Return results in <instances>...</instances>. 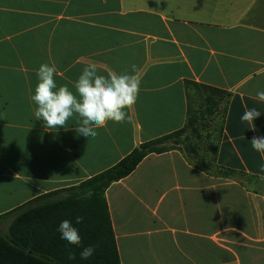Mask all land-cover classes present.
<instances>
[{
	"label": "crops",
	"instance_id": "1",
	"mask_svg": "<svg viewBox=\"0 0 264 264\" xmlns=\"http://www.w3.org/2000/svg\"><path fill=\"white\" fill-rule=\"evenodd\" d=\"M57 87L89 63L141 75L123 124L95 138L78 116L48 129L30 101L41 64ZM230 93L216 164L264 180V0H0V216L112 168L186 125L185 82ZM261 115L252 131L240 117ZM121 264H264V189L213 177L180 150L146 157L105 193Z\"/></svg>",
	"mask_w": 264,
	"mask_h": 264
},
{
	"label": "trees",
	"instance_id": "2",
	"mask_svg": "<svg viewBox=\"0 0 264 264\" xmlns=\"http://www.w3.org/2000/svg\"><path fill=\"white\" fill-rule=\"evenodd\" d=\"M185 94L187 120L180 131L140 145L112 168L76 187L41 196L0 216V220L11 219L8 233H0V264H121L105 196L107 189L131 175L149 155L177 150L182 138L199 136L214 120L221 118L214 146L213 159L216 163L230 93L186 81ZM187 148L190 151L185 153L186 157L192 162L188 153H196V146L192 143ZM77 216L84 218L82 223H76ZM65 219L79 230L82 238L80 246L61 239L58 227ZM87 246H93L95 252L88 259H81L80 253ZM69 252L75 253L74 260L68 258Z\"/></svg>",
	"mask_w": 264,
	"mask_h": 264
},
{
	"label": "clouds",
	"instance_id": "3",
	"mask_svg": "<svg viewBox=\"0 0 264 264\" xmlns=\"http://www.w3.org/2000/svg\"><path fill=\"white\" fill-rule=\"evenodd\" d=\"M55 64H41L37 76L38 83L35 94L30 101L37 106L34 116L43 120L48 129L66 128L67 122L74 115L78 116L76 132L84 137L95 138L96 129L104 128L108 122L123 124L128 119L126 109H131L137 102L140 92L141 75L137 65H131V73L117 74L109 70L106 75L99 74L96 63H89L74 82L75 93L67 85L57 87ZM257 99L264 102V91H258ZM261 115L257 108H246L241 122H246L252 131H256L254 120ZM253 150L258 152L264 161V136H255L250 141ZM264 172V163L260 164ZM83 217L77 216L76 223L83 222ZM61 239L71 245L80 246L82 238L79 230L72 222L65 219L58 227ZM95 252L93 246L83 248L81 259H88ZM68 258L75 259V253L69 252Z\"/></svg>",
	"mask_w": 264,
	"mask_h": 264
},
{
	"label": "rangeland",
	"instance_id": "4",
	"mask_svg": "<svg viewBox=\"0 0 264 264\" xmlns=\"http://www.w3.org/2000/svg\"><path fill=\"white\" fill-rule=\"evenodd\" d=\"M221 124V118L214 120L211 126L204 131L200 132L199 136L190 135L187 138H182L180 140V144L177 146V150H180L184 154H187V151L190 150L187 148V145L192 143L196 146V153H188L190 154V158L192 160V164L198 166V169L205 172L206 174L218 177V178H227L230 180H241L244 182H251L255 184V187L264 189V180L246 177L242 175L236 174H228L224 170H220L217 164L214 162V146L217 144L218 136H219V126ZM185 154V155H186ZM198 164V165H197ZM202 167V168H201ZM10 220H0V233L6 234L8 233Z\"/></svg>",
	"mask_w": 264,
	"mask_h": 264
}]
</instances>
